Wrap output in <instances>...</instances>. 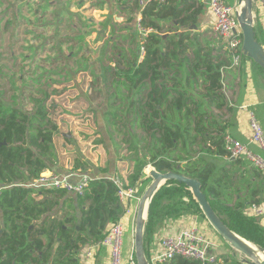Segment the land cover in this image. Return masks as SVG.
<instances>
[{"label": "trees", "instance_id": "1", "mask_svg": "<svg viewBox=\"0 0 264 264\" xmlns=\"http://www.w3.org/2000/svg\"><path fill=\"white\" fill-rule=\"evenodd\" d=\"M133 5L141 15L135 38L137 26L150 29L138 46L143 49L142 56H137L140 51L134 53L125 68L114 66L103 72V80L108 73L116 83L113 95L105 97L109 110L104 118L124 134L121 142L126 144L127 158L132 162L125 179L127 187L141 183L147 165L159 172L196 178L223 222L264 248V227L245 212L250 204L264 201V175L248 170L251 178L259 179V187L238 180L243 178V159H231L224 147L230 125L227 116L232 111L225 94L228 80L224 72L233 73L231 51L225 42L209 47L210 40L198 37L203 33L197 30L198 16L205 8L201 0H167L148 3L142 9L134 0ZM192 25L197 26L195 31L189 29ZM119 91L126 94L121 96ZM118 97L127 102L124 113L117 107L112 109ZM55 130L44 100L37 101L29 112L0 105V264H77L75 252L83 244L101 241L123 214L118 186L108 175L96 174L93 163L80 153L71 169L91 176L82 194L69 196L64 189L22 185L45 170L58 173ZM112 145L116 150V143ZM106 148L115 154L111 145ZM223 158L227 161L219 163ZM241 189L247 192L242 195ZM33 193H39L41 199H35ZM66 205L73 213L65 212ZM185 215L205 219L184 184L168 180L149 205L144 228L146 256V243L163 221ZM215 255L217 264H247L230 254ZM155 264L200 262L177 256Z\"/></svg>", "mask_w": 264, "mask_h": 264}, {"label": "rangeland", "instance_id": "2", "mask_svg": "<svg viewBox=\"0 0 264 264\" xmlns=\"http://www.w3.org/2000/svg\"><path fill=\"white\" fill-rule=\"evenodd\" d=\"M48 1L0 0L1 107H21L29 112L34 109L37 101L44 100L48 120L56 126L54 149L60 156L65 153L62 156L65 161L69 158L73 163L80 153L84 158L101 163V158L104 159V155L107 156L108 153L106 147L111 145L115 150L112 145L114 142L117 147L116 158L128 159L126 144L121 142L123 132L117 130L118 126L114 128L109 125L104 118V113L109 110L105 97L113 95L116 83L110 80L108 73L107 80H103L102 73H105L106 68L114 66L125 68L129 57L139 51L137 56L140 59L143 49L138 46L142 39L135 38L137 30L134 24L127 23L126 17L121 15L116 0L111 2L117 9L110 14L100 15L98 27L95 24L80 27L77 22L71 21L70 23L77 25L76 29H67L69 24L56 21L53 13L46 10ZM114 19L116 21L113 23ZM107 22L112 25L110 29ZM204 34L218 42L222 40L210 30H205L198 37ZM89 36L93 40H89ZM59 41L62 49L60 55L56 49ZM67 54L71 57L66 56ZM69 72L73 74L70 76ZM85 87H89L86 93L80 91ZM119 92L121 96L126 94ZM225 94L229 99L230 92ZM113 104L115 106L112 109L117 107L123 113L127 108V102L119 97ZM117 124L120 126L121 122L117 120ZM123 130L125 131L124 128ZM153 168L151 165L144 168V175L137 187L138 199L150 184L149 174ZM48 172L52 171L45 170L42 173ZM117 177L124 178L121 175ZM32 196L41 199L39 193H33ZM64 210L68 214L73 213L72 207L67 206ZM63 214L64 211L61 215ZM123 227L126 228L125 223ZM125 232L124 230L122 235L123 242ZM219 239L222 241L220 237ZM225 245L228 247V254L238 260L244 258L227 243ZM125 254V248L122 247V255Z\"/></svg>", "mask_w": 264, "mask_h": 264}, {"label": "crops", "instance_id": "3", "mask_svg": "<svg viewBox=\"0 0 264 264\" xmlns=\"http://www.w3.org/2000/svg\"><path fill=\"white\" fill-rule=\"evenodd\" d=\"M111 1L112 0H49L48 9L46 10H48L50 13H53L56 21L63 22V24H69L67 29H76L77 25L70 23L71 21L77 22L80 27L86 28L88 25L94 24L96 27H98V22H101L100 15L105 13L110 14L114 12L115 9H117V6H113V2ZM116 1L119 12L121 15L126 17L127 23H132L134 26H136V21L140 19L141 15L135 11L133 5L134 0ZM226 1L230 4L237 2V0ZM203 2L205 3V8L198 16L197 30L199 32H205V30L212 31L213 16L210 13L205 0ZM253 11L255 33L259 42L264 46V0H254ZM115 21L116 19L113 20V23ZM111 26L112 25L107 22L108 29H110ZM137 28L138 39H142L150 31L149 28L145 29L139 26H137ZM204 36L206 39L210 40L209 47H215L216 45L224 42L221 37V42H218L209 35L204 34ZM89 40H93V37L91 36ZM59 43L60 41L58 42L56 49L60 55L62 49L61 46H59ZM215 51L216 50L213 52ZM66 56L71 57L70 54H67ZM231 69L233 70L232 74L224 72V74L227 75L228 80V88L225 89V92H230L229 99L227 100L229 105L232 107L231 113L227 116L230 123L228 134L243 143H247L251 132L249 126L250 112L254 113L264 130V73H262L259 67L251 60L243 57H241L239 65L237 67H232ZM69 73L70 76L73 74V72ZM99 75H101V73ZM88 90L89 87H85V89L80 91H84L86 93ZM249 146L256 153L264 156V152L261 151L256 145L250 144ZM107 152V156L104 155L105 158H101V163H97L95 160L88 158V160L93 163V165L98 170L96 174L99 176L108 175L109 177L121 175L122 177L126 178L128 172L132 168V162L125 157L116 158L117 156L113 151L108 150ZM64 154L65 153H62L61 155L63 156ZM104 154H106V152H104ZM62 156L56 153L57 166L55 168L58 173L61 172L65 174L66 172L68 173L69 171H72L77 173V175L84 173L86 174V172L81 170H72L71 168L73 163H71V160L68 158L67 161H65L62 159ZM85 159H87V157H85ZM226 159L227 158H223V160H219V163L226 162ZM106 163L107 165H105ZM242 163L243 164L241 165L240 169L243 174V178L238 180H247L251 187H259V179L251 178L248 172V170L251 171L250 169L255 168L252 167L248 161H242ZM105 168H107V170ZM72 179H77V177ZM241 190L242 195L247 192L246 189ZM132 205L134 206V202ZM120 221L122 223L123 231H126L124 242L122 241L121 245V254L122 247H124L126 251V254L124 256L122 255L123 260L126 261L130 254H134L133 232L135 215H132V213L124 214L123 211ZM124 223L126 228L123 227ZM192 225H196L200 231L205 233V235L214 242L215 246L211 247L209 250L210 252L214 254H228V247L223 241L219 239L217 234L204 218L196 215H185L176 219H167L163 221V223L154 231L153 235L146 243L148 258L150 259L155 251L159 249L161 238L167 235H175L182 228H187ZM74 256L77 264H110L109 248L103 245L100 241L83 244L79 251L77 253L75 252Z\"/></svg>", "mask_w": 264, "mask_h": 264}, {"label": "built area", "instance_id": "4", "mask_svg": "<svg viewBox=\"0 0 264 264\" xmlns=\"http://www.w3.org/2000/svg\"><path fill=\"white\" fill-rule=\"evenodd\" d=\"M139 6L144 8L148 3H165L167 0H137ZM204 1V0H201ZM206 5L213 16L212 31L218 34L231 51L232 67H237L242 57V34L239 28L235 12L237 3L230 4L226 0H205ZM250 137L247 143H243L231 135L224 136V147L231 159L242 158L247 160L252 167L264 175V156L250 148V144L256 145L264 152L263 129L253 112L249 113ZM77 177V179H72ZM91 179L89 174L77 175L75 172L59 174L56 172L41 173L38 178L22 184L33 189H64L68 193L82 194L84 187ZM117 186V196L123 207L124 214H136L138 204V185L127 187L126 178L117 176L109 177ZM136 201V202H135ZM134 202V206L132 203ZM246 214L255 218L264 227V201L250 204ZM121 219V217H120ZM120 219L112 224L100 241L109 248L110 264H136L134 254H130L125 261L121 254L123 228ZM214 242L205 235L196 225L182 228L175 235H167L160 240L159 249L150 258L152 264L166 263L174 257L180 256L189 260H197L200 264H217V256L210 252Z\"/></svg>", "mask_w": 264, "mask_h": 264}, {"label": "water", "instance_id": "5", "mask_svg": "<svg viewBox=\"0 0 264 264\" xmlns=\"http://www.w3.org/2000/svg\"><path fill=\"white\" fill-rule=\"evenodd\" d=\"M238 10L235 16L242 34V55L251 59L264 72V46L256 39L254 30V0H237ZM192 25L189 29H196ZM163 36H166L164 34ZM69 137V135H66ZM150 184L141 195L136 208L134 224V256L136 264H151L144 250V228L150 202L157 190L168 180L183 183L191 192L206 221L214 232L235 251L244 256L241 261L247 264H264V248L253 244L230 229L211 207L198 179L174 171H150Z\"/></svg>", "mask_w": 264, "mask_h": 264}]
</instances>
